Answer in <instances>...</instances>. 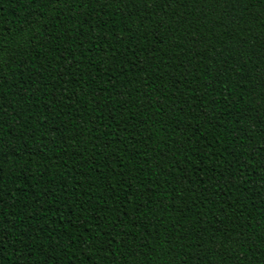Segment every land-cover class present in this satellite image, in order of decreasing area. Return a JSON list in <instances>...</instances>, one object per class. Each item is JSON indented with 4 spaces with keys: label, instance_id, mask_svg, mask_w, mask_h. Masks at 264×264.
Here are the masks:
<instances>
[{
    "label": "trees",
    "instance_id": "16d2710c",
    "mask_svg": "<svg viewBox=\"0 0 264 264\" xmlns=\"http://www.w3.org/2000/svg\"><path fill=\"white\" fill-rule=\"evenodd\" d=\"M0 264H264V0H0Z\"/></svg>",
    "mask_w": 264,
    "mask_h": 264
}]
</instances>
